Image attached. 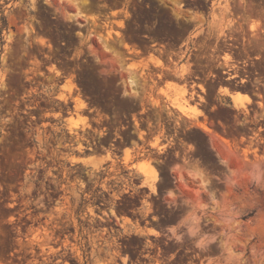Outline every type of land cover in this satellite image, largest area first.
Returning <instances> with one entry per match:
<instances>
[{
    "label": "rangeland",
    "instance_id": "1",
    "mask_svg": "<svg viewBox=\"0 0 264 264\" xmlns=\"http://www.w3.org/2000/svg\"><path fill=\"white\" fill-rule=\"evenodd\" d=\"M144 24L181 45L179 79L148 85ZM191 63L214 75L205 102L188 94ZM233 75L259 91L223 80ZM88 111L133 118L141 149L121 167L77 153L97 138ZM145 116L170 125L146 136ZM78 162L99 177L90 192ZM101 189L122 217L112 233L97 223ZM124 201L133 213L113 207ZM54 224L71 234L62 245ZM0 264H264V0H0Z\"/></svg>",
    "mask_w": 264,
    "mask_h": 264
},
{
    "label": "flooded vegetation",
    "instance_id": "2",
    "mask_svg": "<svg viewBox=\"0 0 264 264\" xmlns=\"http://www.w3.org/2000/svg\"><path fill=\"white\" fill-rule=\"evenodd\" d=\"M147 7V5H146ZM115 22V21H111ZM143 28L146 30V33L141 35V38L143 39V50L137 51L138 53L143 54V58L147 61L148 70L151 71V73H148V77L146 78V81L148 85H151L149 83H159L163 82V79L165 77L171 78V79H179L180 73L177 72L176 66V59L179 57V54L181 51H179L181 45L177 44L176 42H172L170 39H173V35H167V36H161V39H167L165 41L156 42L153 40V33L150 32V25L144 24ZM156 36V35H155ZM236 48V47H235ZM195 50V49H194ZM127 54H130L128 51ZM196 54H192V56H195ZM204 58V57H202ZM130 59V58H126ZM157 61L160 62L161 65L157 64ZM192 66V69L185 75V85L188 88V94L193 95L191 96V99H197L205 102V99L207 97V89H203L205 85H207V82H214L210 77H214V75H211L208 71V64H190ZM156 71V73L154 72ZM163 78V79H162ZM237 80H236V79ZM224 81H230V84L234 87H242L248 85L253 88V91H259V83L257 81L251 82L250 80H246L244 78H239L238 75H233L230 77H226L223 79ZM199 93H202L205 97L200 96ZM218 93V90H217ZM254 95L258 94L254 92ZM74 106H72L73 108ZM88 114H91L88 117V120L90 122V133L86 132L89 136L95 135L96 141L93 140L94 138H80L83 143H75V146L72 147L77 153H81L84 155H89L93 153L98 158H105V161L102 163L105 167H121L124 165L123 156L126 151H130L131 153L135 152L137 149H141L142 146H132V143L134 142L133 137L137 140H141L142 138L137 134L135 131L131 130L134 129L135 125H138L137 122L134 121L133 118L127 119L125 116L122 117L119 121L113 120V116H107L103 114H97L92 113L91 111H88ZM65 118H63L64 120ZM123 123L125 124L119 127L121 130L127 131L125 135H120L116 133V130L118 128L113 127L116 124ZM140 123L143 124L145 128V132H142L144 135H151L154 133H159L161 130L160 126L164 125L165 123L167 125H170L167 121H161L159 118L151 117V116H145L144 118H140ZM164 131V130H162ZM145 141V139H142ZM75 141V139H74ZM70 145H73L72 143ZM146 145H149L148 142ZM84 165L80 162L76 165V170L74 172H77V184L78 186H81L83 188H86L90 192V189H95L97 185H94L98 183L99 179L98 176H89L84 175L83 170ZM101 188V186H99ZM125 194L128 193V191L124 192ZM87 197H90L89 194H83ZM92 195V194H91ZM94 195H101L100 197L96 196L93 197V202L95 205L93 206L94 209L101 214L96 215L97 222L100 224V222H103L106 224L107 227L102 228L103 230H106L108 233H112L114 231H117L115 227H120V224H117L116 221L120 220L122 217H116L115 210H111L112 206V198L113 193L111 191H107L106 189H101V191H97ZM127 195H133V193H128ZM129 199L134 200L136 204H140L142 200L138 197H131L128 196ZM130 204H133V202L124 201L118 204H115L116 208H119L121 212L126 213H133L134 211L130 208ZM102 216H105V218H102ZM154 220V218H151ZM45 219L43 222H46ZM96 222V221H95ZM50 227L55 228V231H58L56 236L54 237V242H59V245H62L64 238L70 236L71 234H64L65 233V227L63 225H51Z\"/></svg>",
    "mask_w": 264,
    "mask_h": 264
},
{
    "label": "bare ground",
    "instance_id": "3",
    "mask_svg": "<svg viewBox=\"0 0 264 264\" xmlns=\"http://www.w3.org/2000/svg\"><path fill=\"white\" fill-rule=\"evenodd\" d=\"M74 17L76 18V19H78L79 18V15L78 14H75L74 15ZM117 34V33H116ZM157 64H159V65H161L160 64V62H157ZM129 84H130V87H132V86H136V84L133 82V80H131V79H129ZM224 94H226V93H228L227 92V90H226V88H223L222 90H221ZM230 96H231V98L233 99V102H234V104H236V105H241V106H244V104L245 103H249L250 102V98L249 97H247L246 95H244V94H241V93H239V92H235L234 94H230ZM237 98H242V99H237ZM81 106H82V103H81ZM178 107V110L180 111V112H182L184 115H187L186 114V109L183 107V106H177ZM195 110V109H194ZM197 113H199V111H194L193 113H192V117H194V116H196V115H198ZM190 116V115H189ZM84 122H85V118H80L79 120H76V121H71V123H70V125H71V127H70V129H72V127H77V125L79 124V123H81V124H84ZM200 126H201V128L204 130V131H206V132H208V133H210L211 132V130L208 128V127H206V125L205 124H200ZM128 156V155H127ZM136 168H137V171L140 173V174H142V175H144V176H148V175H152V173L153 172H155L154 171V169H152V167L149 165V163H146V162H139L138 163V165L136 166ZM150 187H151V185H150ZM153 188V187H152Z\"/></svg>",
    "mask_w": 264,
    "mask_h": 264
},
{
    "label": "clouds",
    "instance_id": "4",
    "mask_svg": "<svg viewBox=\"0 0 264 264\" xmlns=\"http://www.w3.org/2000/svg\"><path fill=\"white\" fill-rule=\"evenodd\" d=\"M237 99L239 100V99H242V98H237ZM192 111H195V110L193 109ZM197 114H199V113H197ZM152 179H153V181L156 180V173L155 172L152 173Z\"/></svg>",
    "mask_w": 264,
    "mask_h": 264
},
{
    "label": "crops",
    "instance_id": "5",
    "mask_svg": "<svg viewBox=\"0 0 264 264\" xmlns=\"http://www.w3.org/2000/svg\"><path fill=\"white\" fill-rule=\"evenodd\" d=\"M231 97V96H230ZM232 99V98H231ZM233 100V99H232Z\"/></svg>",
    "mask_w": 264,
    "mask_h": 264
}]
</instances>
